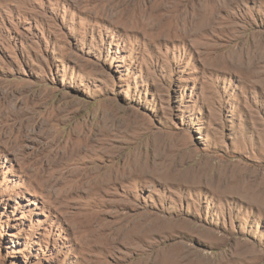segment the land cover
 Masks as SVG:
<instances>
[{"label": "rangeland", "instance_id": "374dc122", "mask_svg": "<svg viewBox=\"0 0 264 264\" xmlns=\"http://www.w3.org/2000/svg\"><path fill=\"white\" fill-rule=\"evenodd\" d=\"M0 264H264V0H0Z\"/></svg>", "mask_w": 264, "mask_h": 264}, {"label": "bare ground", "instance_id": "6f19581e", "mask_svg": "<svg viewBox=\"0 0 264 264\" xmlns=\"http://www.w3.org/2000/svg\"><path fill=\"white\" fill-rule=\"evenodd\" d=\"M127 167H123L122 166V167H118V168L116 167L115 168L114 166H110L109 165L107 167V170H105L106 172H105V175L103 177H100L99 176L100 174H97V173H100V170H99L98 166H92L91 168H85V169L88 170V177H90V179L95 180V179L102 178L103 181H104L103 184L104 185H109L112 181H115V180L123 181L124 179L128 178L127 177L128 175L126 174V172L128 173L129 170H127ZM90 169H92V170H90ZM98 182H99V180H98ZM101 182H102V180H101Z\"/></svg>", "mask_w": 264, "mask_h": 264}]
</instances>
